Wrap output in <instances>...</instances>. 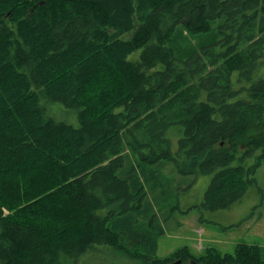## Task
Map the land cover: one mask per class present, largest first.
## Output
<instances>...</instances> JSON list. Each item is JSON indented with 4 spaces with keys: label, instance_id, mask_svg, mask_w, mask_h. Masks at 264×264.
<instances>
[{
    "label": "trees",
    "instance_id": "16d2710c",
    "mask_svg": "<svg viewBox=\"0 0 264 264\" xmlns=\"http://www.w3.org/2000/svg\"><path fill=\"white\" fill-rule=\"evenodd\" d=\"M263 67L264 0H0V264H81L95 246L145 264H264L247 244L126 249L156 253L152 225L130 220L148 165L213 175L211 209L239 200L264 164Z\"/></svg>",
    "mask_w": 264,
    "mask_h": 264
},
{
    "label": "rangeland",
    "instance_id": "374dc122",
    "mask_svg": "<svg viewBox=\"0 0 264 264\" xmlns=\"http://www.w3.org/2000/svg\"><path fill=\"white\" fill-rule=\"evenodd\" d=\"M207 34L194 37L196 47L207 44L219 35L217 24ZM133 32L123 36L131 38ZM175 55L184 60L189 50L184 44L174 47ZM140 51L128 57L137 62ZM264 73V67L261 70ZM69 109L56 104L50 107V114L57 119L75 122V114ZM71 115V116H70ZM255 160L249 158L247 165ZM145 196L135 205L132 212V227L139 232L152 225L156 232V253L145 250L138 245L127 244L128 254L142 253L154 255L158 259L172 256L179 249L188 248L194 256H200L208 249H215L221 254H233L238 244L258 246L264 255V164L259 166L251 176L252 182L247 185L239 200L228 208L211 209L206 204L205 194L213 175L181 176L171 162L162 161L157 165H148L142 170ZM127 254V255H128ZM81 264H145L144 259H133L121 254L115 248L95 246L82 257ZM178 258L172 260L178 261Z\"/></svg>",
    "mask_w": 264,
    "mask_h": 264
}]
</instances>
